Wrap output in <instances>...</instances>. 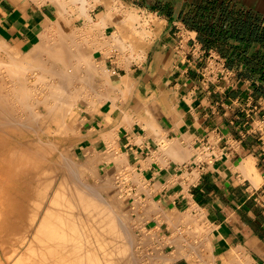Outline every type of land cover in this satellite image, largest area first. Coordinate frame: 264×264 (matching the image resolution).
Segmentation results:
<instances>
[{
  "label": "crops",
  "instance_id": "0c3cea01",
  "mask_svg": "<svg viewBox=\"0 0 264 264\" xmlns=\"http://www.w3.org/2000/svg\"><path fill=\"white\" fill-rule=\"evenodd\" d=\"M115 1L152 15L156 23L142 57L118 49L104 58L99 53L111 83L97 102L72 115L73 160L89 184L75 189L86 199L77 207L94 206L89 214L104 221L93 219L106 226L94 222L103 232L109 202L116 213L129 208L142 249L165 256L159 264H264V0ZM76 6L62 14L78 15ZM99 7L98 20L106 15L105 6ZM58 9L47 0H0V38L29 52L42 43ZM115 25L107 26L106 36ZM87 189L98 192L92 193L102 203ZM59 205L55 214L64 212ZM63 214L62 225L73 221ZM74 217V224L63 227L80 229ZM81 229L74 238L81 234L84 247L86 240L95 246L86 249L92 259L85 248L81 255L80 243L79 252H60L43 232L39 255L55 264H104L107 238L101 239L107 234L94 230L89 239Z\"/></svg>",
  "mask_w": 264,
  "mask_h": 264
},
{
  "label": "bare ground",
  "instance_id": "6f19581e",
  "mask_svg": "<svg viewBox=\"0 0 264 264\" xmlns=\"http://www.w3.org/2000/svg\"><path fill=\"white\" fill-rule=\"evenodd\" d=\"M34 1V0H33ZM36 2H38L37 0H35ZM47 1H51V2H55L56 4H57V6H58V12H59V16H58V18H57V20H55V21H53V22H50V24H48L47 26H46V29H45V32L43 33V37H42V41H40V42H42V43H39V44H42L43 46L41 47V45H36V46H34L29 52H27L24 56H20V57H13V60H11V59H9L10 60V62H5L6 60H5V58H4V60L2 59L1 60V58H0V73H1V82H2V84L0 85V159H1V162L3 163V165L4 166H2L1 168H0V225L1 224H3V222L5 221V220H7L8 221V225H6V227H5V232L7 233V235H6V239L4 238V240L2 239L1 240V242L2 243H4L5 245H8V247L7 248H9V250H11V252H8V254H7V256H6V254H4V257L6 256V260H7V262H9V263H11V264H39V261H40V263H41V259L43 258V255H44V253H41L40 252V255H39V237L43 234V233H45L44 235H43V237H45V238H47L48 240H49V242L51 243V242H53V241H56V245H57V247L56 246H54V247H56V248H58V249H60V248H62V250L60 251V252H63L64 251V249H67V250H69V249H76L77 248V243H80L81 245H82V243L84 244V242H85V239H84V242H82L83 240L81 239L82 237H81V234H80V236L79 237H77L78 238V240L80 239L81 240V242H79L76 238H74V236L76 235V233L78 234V232H80L81 233V231H80V229H81V227L82 226H80V227H78V228H80V229H76L77 227V225L75 226H70L69 227V229H66V228H64L63 226H65V225H68L69 226V224L71 223H73L74 224V222L72 221V222H69L68 224H65V225H62L63 223H65V221L63 220V218L62 217H64V212H65V215L67 214L68 215V212L71 210V206L70 205H68L67 204V202L69 203V201H71V200H69L68 199V197L70 196V194L68 195V197H67V195L66 194H64V189L65 188H68V192H71L70 191V189H69V187H68V185H67V187L65 186V183H63L62 184V182L63 181H61V180H65V179H61L60 181H61V184H62V189L63 190H61V193H59L60 191H58V189H61V187L59 188V186L58 187H56L57 189H55V191L57 192V195H56V193H55V196H53V198H52V196H50V199H51V208L49 209V207H48V209H47V207H46V212H44L45 214H44V218H43V220H42V223L41 224H39V205L41 204L39 201H43V198H40L39 199V184L42 186V188L45 186V187H47L48 185L50 186V182L51 181H49V180H45L44 178H45V175H49V174H47V172H49L47 169H46V167L45 168H43V169H45L44 171H46V174L44 173V177H42V180L40 179L39 180V177L42 175L43 176V173H41L42 172V170L43 169H41L43 166H41V172H40V170H39V166L40 165H42V164H44V163H42V161L43 160H46L47 161V159H45L46 157H49V156H47L51 151H49L50 150V148H49V150L47 151H45L44 149H42L41 150V147L39 146V145H36L37 144V142H35L34 141V139H32V141L30 140V142H26V141H24L23 143L21 142V146H19V147H10V144H9V141H8V138L10 139V137L9 136H12L11 135V130L12 129H14L13 127H12V125L13 124H16L15 122H10L11 121V119H14L15 121H18L19 123H20V125L21 126H25V128H27V126H30V123H32L31 121H33V125L35 126V129H36V122H35V124H34V120H35V118H32L33 117V115H32V117L31 118H29L30 116H28V119H29V121H28V119L26 120V118L25 119H23L24 117V113H19L18 111V114L19 115H16V113L13 111V113H15V115L16 116H14L13 118H11V116H13V113H8V110H12V107H11V105L9 106L8 105V103L5 101V99L6 98H8V100H11L12 102H13V104L15 105V106H18V108L19 107H21L22 108V111L24 112L25 110H28V109H26V107L28 106V102H27V105H24L23 103L25 102V98L27 99H29L30 98V96H32L33 97V93L34 94H36V96H37V94H38V96L37 97H33V102L35 103V105L38 107V105H43V106H45V108L43 107V106H41V107H43L45 110H46V114H47V116H46V114L44 115L43 113V115L44 116H46V117H48V119L49 120H51V121H56V120H62V125H61V127L62 128H60V129H63V127L64 128H66L67 126H66V123L67 122H65V119L68 117V116H70L71 115V112L73 111V109L75 108V103H76V100H77V98H79V97H77V96H75L76 94H75V92H74V96H72L73 95V91H75V90H78L77 89V87H78V85H76L77 83H74V81H76V76H75V73H73V75L71 76V74L69 73V72H71V71H69L68 73L70 74V76L71 77H69V76H67V77H65V76H63V75H65L66 73H65V70H63L64 71V73H61V75H62V77L63 78H61V76H60V74L58 73V76L56 75V77H60L59 79L60 80H58V81H52V82H48V81H46V74L43 76V74L46 72H44L43 73V71L44 70H48V72L49 73H51L52 72V70H54L55 68H57V66H59V65H53L54 64V62H56V60L54 61L53 60V58H57V57H55V56H53L52 58L49 56L50 54L48 53V56L50 57V59L52 60L51 61V66L53 65L55 68L53 69V67H49V65H48V67L49 68H51V69H48L47 67H45V65H40V64H42V62L40 61V64H39V58H41L42 56H40V54H39V49L40 48H44V46H45V43H46V38L47 37H49V38H52V36H54V32H57L58 34H59V39H57V37H56V39L57 40H59V41H61V39L63 40V38L64 37H67L68 36V38H69V36L73 33V32H71V34L69 35V34H67V29H66V25L67 24H69L70 23V18H75V19H77V20H82V23H83V27H82V29H81V27L79 28L80 30H82V34L84 33V35H85V37L86 38H84V36H83V38L84 39H87V40H89L90 38H92V37H95L96 38V36H98V39L100 38V35L97 33L98 31H99V29H102V30H105L106 28H107V26L111 23V22H114L116 25V30L115 31H113V33H111L112 35H111V38L109 39V40H104V41H102L103 42V47H106V48H108L109 46H111V48L113 47H115V46H117L118 44H116V43H121V41H122V38H123V36L121 37V29H122V27H128L127 28V30L130 28V30L129 31H131V29L133 30L134 29V31H136L138 34H136L135 33V35L134 36H136V35H139V36H141V38H143L142 40H144L145 42H147V40L151 37V36H153L152 35V33L150 32V30L149 29H145V28H141V30H138L139 28H136L135 27V25L136 24H139L141 27H143V26H145V25H143V23H141L140 22V20H141V17L136 13L137 11H135V10H127L126 12H125V14H124V17L121 19V20H118L114 15H113V12L114 11H116L117 13L119 12L118 10H119V6H118V3H117V1H113L112 3H111V0H68L67 2H66V0L64 1H62V0H47ZM114 3V4H113ZM87 4H90V6L89 7H86L87 6ZM98 4H103L104 6H105V8H106V15L103 17V18H101V19H99L98 21H96L92 16H90V14H89V11L91 10V9H93V7H95V6H97ZM70 5H72V6H75V5H77L76 6V8L74 9V11H76L77 12V14L78 15H76V16H73V17H71V16H65V15H63L62 14V12H67L68 10H67V6H70ZM17 22V21H16ZM144 24H145V22H144ZM148 24V23H147ZM148 26V25H147ZM74 28L75 29H77L75 26H74ZM69 30V29H68ZM78 30V29H77ZM80 32V31H79ZM78 32V33H79ZM100 32V31H99ZM125 32V31H124ZM57 33L55 34V35H57ZM132 33V32H131ZM74 34V38H76V36H75V32L73 33ZM80 34V33H79ZM82 34H80V35H82ZM78 35V34H77ZM103 35V34H102ZM125 35V34H124ZM127 36V38H128V34H126ZM73 36V35H72ZM72 36H70V40L71 39H73L72 38ZM78 37V36H77ZM125 37V36H124ZM130 37V36H129ZM61 38V39H60ZM68 38H66V40L68 39ZM136 38H138V37H136ZM1 39V38H0ZM53 39V38H52ZM125 39V38H124ZM129 39V38H128ZM135 39V38H134ZM54 40V39H53ZM70 40L68 41V42H70ZM93 40H95V39H93ZM127 40V39H126ZM141 40V41H142ZM64 41H65V38H64ZM97 41V40H96ZM124 41V40H123ZM134 41V40H133ZM132 41V42H133ZM137 41V40H136ZM143 41V42H144ZM149 41V40H148ZM48 42V41H47ZM52 42H54L53 44H54V46H56V45H58L59 46V44L61 43V42H59V44H56L55 43V41H52ZM94 42V41H93ZM131 42V43H132ZM138 42V41H137ZM151 42V41H150ZM139 43V42H138ZM137 43V44H138ZM141 43V42H140ZM148 43V42H147ZM47 44V43H46ZM49 44V43H48ZM56 44V45H55ZM65 44V43H64ZM64 44H62V45H60V46H63ZM72 44V42H70V44L69 45H71ZM93 44H95V43H93ZM121 44H124V43H121ZM126 44V43H125ZM137 44H135L134 45V48H133V50H134V52L137 50V52H138V50L140 51V49L138 48V46H137ZM142 44V43H141ZM68 45V46H69ZM14 46V45H13ZM49 46V45H48ZM57 46V48L56 47H54V48H56V49H59L60 48V46L58 47ZM119 46V48L120 49H123V48H121L123 45H118ZM117 46V47H118ZM126 46V45H125ZM128 46V45H127ZM49 47H51V46H49ZM48 47V51H50L49 49H52L53 48V45H52V47L51 48H49ZM65 47H66V45H65ZM79 48H77V51L80 49V50H82V51H78L77 53H74V55L75 56H77V58H78V60H79V63L81 62V63H83V65H84V63L87 61V62H89L90 63V61H91V58H96V54H92V53H94V49H95V46L93 45H91L90 44V46H88V47H86L87 49L85 50V47L84 48H80V47H82V46H78ZM89 47H90V50H89ZM140 47V46H139ZM8 48V47H7ZM46 48V47H45ZM44 48V49H45ZM53 48V50H55L56 51V49H54ZM62 48V47H61ZM69 48V50H70V48L71 47H68ZM73 48H74V46H73ZM72 48V49H73ZM144 48V47H143ZM3 49V48H2ZM6 49V48H5ZM9 49H10V47H9ZM15 49H17V48H15ZM14 49V50H15ZM63 49V48H62ZM61 49V50H62ZM65 49V48H64ZM142 49V48H141ZM74 50V49H73ZM114 50V49H113ZM4 51V53H6V54H8V53H10V52H5V51H7V50H3ZM47 51V52H48ZM71 51V50H70ZM109 51L111 52V50L109 49ZM141 51H143V49L141 50ZM52 52V51H51ZM62 51H59L58 50V53L59 54H57L58 55V57H59V55H60V53H61ZM65 52H67V50L65 51ZM64 51H63V53H65ZM110 52H107V53H105V55L106 56H108L109 55V53ZM45 53V52H44ZM54 53V52H53ZM3 55V54H2ZM9 55V54H8ZM47 55V54H46ZM45 56V55H44ZM47 56V57H48ZM75 56H73V57H75ZM62 57H65V56H62ZM69 57H71V55H70V53H69ZM8 57H6V59H7ZM9 58H12L11 56L9 57ZM75 59H76V57H75ZM78 60H76V63H77V61ZM93 60V59H92ZM48 61V59L45 61V62H47ZM50 61V60H49ZM54 61V62H53ZM57 61H58V59H57ZM67 61V60H66ZM53 62V63H52ZM65 62V61H64ZM95 62V61H94ZM49 63V62H48ZM61 63V62H60ZM66 63V65H68L69 63L68 62H65ZM78 63V65L77 66H75V70H76V67H80V65H82L81 63L79 64ZM39 64V65H38ZM43 64H44V62H43ZM62 64H63V66L62 67H64V63L62 62ZM61 64V65H62ZM87 64V63H86ZM86 64H85V66H86ZM90 64H93V62H91ZM89 64V65H90ZM88 65V64H87ZM47 66V65H46ZM91 67H92V65H90ZM89 66V68H87V66H86V69L85 70H87V69H89V70H87L85 73H87L88 71L90 72V74H91V67ZM60 67V66H59ZM58 67V68H59ZM72 67H74V66H72ZM93 69L92 70H94L95 69V63H94V66L92 67ZM4 69V70H3ZM64 69H66V68H64ZM68 69H69V65H68ZM102 69V68H101ZM43 70V71H42ZM49 70H51V72L49 71ZM70 70V69H69ZM85 70H83V71H85ZM104 70V69H103ZM27 71H32L33 72V74L32 75H34V73H36L37 71H39L40 73H43L42 75L40 74V73H38V74H40V79L41 80H43V79H45V83H43L42 81V83L44 84V85H46V86H42V87H48V90L46 89L45 90V92H41L40 91V89H39V91H37L38 89H36L37 87H35V88H33V87H31L30 86V84L32 83H34V84H37V82L36 81H38L39 80V76L37 75H35V76H31V77H35V81L34 82H29V80H27L26 78L27 77H25V74H26V72ZM42 71V72H41ZM59 72H60V69L58 70ZM68 71V70H67ZM66 71V72H67ZM77 71V70H76ZM48 72H46V73H48ZM56 72V74H57V71H55ZM78 72H80V71H78ZM78 72H76V75L78 74ZM82 72V71H81ZM80 72V73H81ZM93 72V71H92ZM67 73V75H69ZM79 73V74H80ZM83 73H81V75H82ZM48 75V74H47ZM84 75V74H83ZM82 75V76H83ZM89 75V74H88ZM26 76H28V75H26ZM51 77H52V79L53 78H55V77H53V74L52 75H50ZM54 76H55V73H54ZM91 76V75H90ZM108 77V76H107ZM28 78H29V76H28ZM78 78H80V75L78 76ZM91 77H89V79H90ZM33 79V78H32ZM38 79V80H37ZM56 79V78H55ZM80 79H82V77L80 78ZM48 80V79H47ZM51 80V79H50ZM88 80V79H87ZM86 80V81H87ZM85 81V80H84ZM89 81V80H88ZM36 82V83H35ZM39 82H40V80H39ZM77 82L79 83V80L77 79ZM81 82V81H80ZM83 82V81H82ZM42 83H41V85H42ZM85 83V82H84ZM106 83V82H105ZM108 83V82H107ZM80 85H81V83H79ZM38 85H40V83H38ZM87 85V84H86ZM128 85V84H127ZM35 86V85H34ZM37 86V85H36ZM83 86V85H82ZM81 86V87H82ZM119 86V85H118ZM41 87V86H40ZM41 87V88H42ZM50 87V88H49ZM70 87H72V88H70ZM80 87V88H81ZM110 88V87H109ZM45 89V88H44ZM71 89H74L73 91L71 90ZM87 89V88H86ZM43 90V89H42ZM91 90H93V89H91ZM123 90H121V92H122ZM127 92V91H126ZM78 94V93H77ZM82 94V93H81ZM90 94V93H89ZM40 95V96H39ZM79 96H80V98L79 99H81L82 97H81V95H80V93H79ZM93 96V95H92ZM74 97H76V98H74ZM91 97V96H90ZM101 97V96H100ZM122 98V97H121ZM31 100V101H32ZM10 101V102H11ZM30 101V100H29ZM30 101V102H31ZM6 102V103H5ZM32 102V103H33ZM13 105V106H14ZM30 105H32V104H30ZM9 107H11V108H8ZM25 107V110L23 109ZM33 107H35V106H33ZM27 108H29V107H27ZM31 108H32V106H31ZM30 108V109H31ZM15 110H16V107L14 108ZM34 109H36V107L34 108ZM75 110V109H74ZM9 111V112H10ZM20 111V110H19ZM21 111V112H22ZM31 111H32V113H31ZM33 108H32V110H30V113L31 114H33ZM12 112V111H11ZM25 112H27V111H25ZM29 112H28V114L29 115H31ZM36 113V111L34 112V114ZM39 111L35 114V117H37V119L39 120V118H38V115H39ZM10 114H12V115H10ZM40 115H41V113H40ZM44 116H43V118H44ZM23 117V118H22ZM42 117V116H41ZM50 117V118H49ZM11 118V119H10ZM20 118H22L23 119V121H20L19 119ZM63 118V119H62ZM70 118V117H69ZM30 119H31V121H30ZM34 119V120H33ZM41 119V118H40ZM44 119H46V118H44ZM44 119H43V121H44ZM13 120V121H14ZM123 120V119H122ZM43 121H41V122H43ZM10 123H12V125L10 124ZM29 123V124H28ZM48 123V122H47ZM46 123V124H47ZM7 124H9V125H11V126H9L8 128H7ZM32 125V124H31ZM32 125V126H33ZM33 126V127H34ZM75 126V125H74ZM10 127L12 128L11 130H10ZM16 127L18 128H20V126H17V124H16ZM17 128H15L16 130H17ZM29 128V127H28ZM27 128V129H28ZM38 128H39V126H38ZM14 129V130H15ZM30 129H32V128H29V130L28 131H30ZM19 130V131H18ZM17 130V133L18 132H20V131H22L21 130V128L20 129H18ZM26 130V129H25ZM34 130V129H33ZM38 130V129H37ZM13 131V130H12ZM66 131V130H65ZM27 132V131H26ZM22 133V132H21ZM24 133V132H23ZM63 134V133H62ZM80 135V134H79ZM24 139V138H23ZM20 140V139H19ZM25 140H27L26 138H25ZM36 140V139H35ZM38 140V139H37ZM28 141V140H27ZM39 141V140H38ZM31 142H35L36 144V146H38V147H40V148H38V147H35V149H33L34 147H33V144L31 143ZM40 143H42V141H39ZM78 142V141H77ZM11 143V142H10ZM13 143V142H12ZM12 145V144H11ZM47 144H45V146H46ZM16 146V145H15ZM43 147V146H42ZM109 147V146H108ZM113 147V146H112ZM46 148H48V147H46ZM45 148V149H46ZM64 153V152H63ZM61 156V155H60ZM112 156V158H114L113 160H115L116 158V156L114 157V154L113 155H111ZM110 156V157H111ZM58 157V156H57ZM67 158V157H66ZM94 158V157H93ZM103 159V158H102ZM62 160H63V158H62ZM68 160V159H67ZM99 160H100V158H99ZM54 161H56V160H54ZM70 161V160H69ZM119 161V160H118ZM117 161V162H118ZM49 162V164H50V161H48ZM47 162V163H48ZM65 162V161H64ZM68 162V161H67ZM96 162V161H95ZM42 163V164H41ZM56 163V162H55ZM54 163V164H55ZM91 163H92V161H91ZM91 163H89V164H91ZM99 163V161L97 160V164ZM40 164V165H39ZM51 164H52V162H51ZM60 164V163H59ZM72 164V163H71ZM82 164H83V162H82ZM86 164H88V163H84V165H83V167L84 166H88V165H86ZM95 164V163H94ZM2 165V164H1ZM60 166V165H59ZM82 166V165H81ZM92 166V165H91ZM89 167V166H88ZM87 167V168H88ZM60 168V167H59ZM63 169V168H62ZM52 170V169H51ZM51 170H50V172H51ZM60 170V169H59ZM66 170V169H65ZM68 170V169H67ZM85 170V169H84ZM92 171H94V169H91ZM55 171H57V169L55 170ZM54 171V172H55ZM91 171V172H92ZM39 172H40V176H39ZM53 172V171H52ZM66 172V171H65ZM70 172H72L71 170H70ZM95 172V171H94ZM80 173V172H79ZM50 174H52V173H50ZM67 174L69 175V174H71V173H69V172H67ZM73 174H75V172L73 173ZM54 175V174H53ZM50 176V175H49ZM52 176V175H51ZM70 176V175H69ZM69 176L67 177V178H69ZM72 176H74V175H72L71 174V179H73L72 178ZM118 176V175H117ZM54 177V176H53ZM53 177H51V179L49 178V177H47V178H49L50 180H52L53 181ZM80 177V176H79ZM84 177V176H83ZM34 178V181L33 180H30V179H33ZM55 178V177H54ZM74 178H75V176H74ZM76 178H77V176H76ZM82 178V177H81ZM44 179V180H43ZM56 179V178H55ZM78 180V179H77ZM39 181H40V183H39ZM48 181V182H47ZM66 181V180H65ZM73 182V180H70V182ZM67 182V181H66ZM78 182V181H77ZM76 182V183H77ZM50 183V184H49ZM54 183V182H53ZM74 183V182H73ZM73 183H71V184H73ZM105 183H107V182H105ZM33 184V185H32ZM58 184H59V182H58ZM61 184H59V185H61ZM83 184V183H82ZM88 186H89V184L88 183H86ZM29 185H31L30 187H32L33 189H35V191H36V193L35 194H37L35 197L36 198H34V195H28V193L27 192H25V193H23V194H20V191L21 190H23V187H26V186H29ZM70 185V184H69ZM75 185V184H74ZM78 185V184H77ZM85 185V184H84ZM83 185V187L85 188V186ZM92 185V184H91ZM63 186H65V187H63ZM72 186V185H71ZM101 186V189H103L104 187H106V186H104V187H102V185H100ZM109 186V185H108ZM29 188V187H28ZM50 188V187H49ZM76 188V187H75ZM84 188H82V189H84ZM96 188V187H95ZM97 188H99V187H97ZM48 189V188H47ZM46 189V190H47ZM78 189H79V187H78ZM86 189V188H85ZM105 189V188H104ZM25 190V189H24ZM27 190V189H26ZM44 190V189H43ZM73 190H75V189H73ZM80 190V189H79ZM97 190H99V189H96V191ZM48 191V190H47ZM50 191V190H49ZM52 191V190H51ZM85 191V190H84ZM89 191H91L90 193H92L94 190H88L87 189V192L89 193ZM28 192H30V191H28ZM63 192V193H62ZM67 192V193H68ZM76 192V195L78 194L77 193V191H75ZM86 192V193H87ZM52 193H53V191H52ZM65 193H66V191H65ZM87 193V194H88ZM89 193V194H90ZM93 193H95V195H97L96 197H98L99 195L98 194H96V193H98V192H93ZM93 193H92V195L91 196H93ZM32 194V193H31ZM49 194V193H48ZM54 194V193H53ZM52 194V195H53ZM81 193H79L78 194V196L80 195ZM86 194V195H87ZM100 194H101V192H100ZM50 195V194H49ZM72 197H73V192H72ZM40 196H43V195H41L40 194ZM77 196V197H78ZM83 196H85V195H83ZM88 197H89V195H87ZM101 196V195H100ZM94 197V196H93ZM96 197H94L95 199H96ZM71 198V197H70ZM75 197H73V199H74ZM87 198V197H86ZM101 198H102V196H101ZM101 198H99V201H100V199ZM73 199H72V202H73ZM82 199H83V197H82ZM88 199V198H87ZM98 199V198H97ZM96 199V200H97ZM103 199V198H102ZM45 198H44V202H45ZM77 200V199H76ZM80 199H79V197H78V201H79ZM86 201V199H85V197H84V199H83V201ZM92 200V199H91ZM95 200V202L96 203H98L97 201ZM75 201V200H74ZM80 201H82V200H80ZM80 201H79V204H80ZM85 201H84V204H85ZM104 201V200H103ZM63 202H64V204H63ZM71 202V203H72ZM94 201L92 200V203H93ZM40 203V204H39ZM61 203V204H60ZM74 203V202H73ZM72 203V204H73ZM100 203H102V200L100 201ZM100 203H98V205H99V207L101 208L102 206L100 205ZM114 203V202H113ZM28 204H32V206H30V210H29V206H28ZM61 205V206H63V207H65L64 209H62V210H64V212L63 213H61L60 212V210H57V211H59L61 214H63V216L60 214H58V213H54V207L56 206V205ZM71 204V205H72ZM84 204H83V207H84ZM94 204V203H93ZM44 205V204H43ZM48 205H50V203H48ZM59 205V206H60ZM65 205V206H64ZM73 205H75V204H73ZM89 205V204H88ZM97 205V204H96ZM97 205V206H98ZM6 206H7V212H6V210H5V208H6ZM41 207H42V204L40 205ZM76 206H78V205H76ZM106 206H108V205H106ZM105 206V208L106 209H108L107 207ZM114 206H115V204H114ZM41 207H40V210H41ZM80 207H82V206H80ZM94 207V206H93ZM93 207H92V209L90 208V210L92 211H94V209H93ZM99 207H97V208H99ZM112 207V206H111ZM56 209H57V206L55 207ZM61 207H59L58 209H60ZM72 208H74V207H72ZM76 208H78V212H80L81 210H79V207H76ZM88 208V206L85 208V209H87ZM100 208H99V212H100V214H102L101 213V211H100ZM103 208V207H102ZM105 208H103V210L102 211H104V209ZM113 208H115V207H113ZM45 209V208H44ZM70 209V210H69ZM85 209H83V210H85ZM4 210H5V212H4ZM43 210V209H42ZM74 210V209H73ZM72 210V211H73ZM90 210L88 211V210H85V211H88V212H90ZM109 210V209H108ZM107 210V211H108ZM114 210V209H113ZM112 210V211H113ZM76 211V209L74 210V212ZM117 211V210H116ZM56 212V211H55ZM82 212H84V211H82ZM96 212V211H95ZM98 212V211H97ZM99 212L97 213V214H99ZM110 212V211H109ZM56 215V217L58 216L59 218L57 219V218H55V220H57V223H55V224H58L59 226H56L55 224H54V219H53V215L54 214ZM77 213V212H76ZM91 213V212H90ZM104 213V212H103ZM114 213V212H113ZM46 214H48V215H46ZM58 214V215H57ZM83 214V213H82ZM86 214V216H87V218L89 217V215L91 216H93V213L92 214H89V215H87V213H85ZM85 214H83V215H85ZM99 214V215H100ZM106 214V217H107V221H108V218H111V217H109L108 216V213L106 212L105 213ZM105 214H103V215H101V217H103ZM117 214V213H116ZM41 215V214H40ZM66 215V216H67ZM72 215V212H69V216H71ZM77 216L79 215V214H76ZM75 214H74V216H76ZM81 215V214H80ZM110 215H112L113 217H115L113 214H111V212H110ZM43 216V215H42ZM61 216V217H60ZM67 217V219L68 218H70V217ZM73 216V215H72ZM71 216V217H72ZM82 216V215H81ZM86 216H84V217H86ZM83 217V216H82ZM94 217V216H93ZM95 217H98V215L97 216H95ZM95 217L94 218H91V223H92V219H94L95 220ZM101 217H99V219L101 218ZM117 217V216H116ZM42 218V217H41ZM40 218V219H41ZM64 218H66V217H64ZM74 218H75V220L77 219V217H73V220H74ZM86 218V219H87ZM90 218H88V219H90ZM71 219V218H70ZM69 219V220H70ZM80 219V216H79V218H78V220ZM87 219V220H88ZM104 220H106L105 218H103ZM115 220H117L118 221V219L117 218H114ZM77 220V221H78ZM96 220H98V219H96ZM95 220V221H96ZM112 220V222L114 223L115 221H113V218L112 219H110V221ZM121 220V219H120ZM119 220V221H120ZM81 221V220H80ZM95 221H93V222H95ZM101 221H103L102 219L99 221L98 220V222L100 223ZM107 221H106V223H107ZM117 221L115 222V223H117ZM56 222V221H55ZM97 222V221H96ZM95 222V223H96ZM104 222V221H103ZM62 223V224H61ZM80 223V222H79ZM95 223H92V224H95ZM102 223V222H101ZM70 224V225H71ZM78 224V223H77ZM91 224V225H92ZM97 224V223H96ZM105 224V223H104ZM112 224V223H111ZM118 224H119V222H118ZM117 224V225H118ZM41 225V226H40ZM81 225H82V223H81ZM87 225V224H86ZM98 226L100 225V226H102L101 224H97ZM108 225L109 224H107V228H108ZM40 226V227H39ZM62 226V227H61ZM67 226V227H68ZM88 226V225H87ZM92 226H94V225H92ZM98 226H96V229L94 228V230H96L97 231V227ZM104 226V225H103ZM113 226V227H112ZM110 225V227L107 229V232H103V231H101V230H99L100 232H103V233H105V235L104 236H106V234H110L111 236V238L113 237V236H115V229H117L118 228V226H120L121 227V225H118V226H115V225ZM126 226V225H125ZM104 227H106V226H104ZM104 227H102V228H104ZM116 227V228H115ZM120 227H119V229H120ZM123 227H124V225H123ZM122 227V228H123ZM113 228H114V230H113ZM87 229L89 230V227H87ZM106 229L104 230V231H106ZM29 230H32L34 233H33V236H31L30 238H28L27 236L29 235H27V233H29L30 231ZM81 230H83V229H81ZM84 230H86V229H84ZM83 230V231H84ZM3 231V232H4ZM39 231H41L40 233H39ZM82 231V232H83ZM90 231V230H89ZM89 231H88V233H89ZM99 231H97V232H99ZM115 231V232H114ZM126 231V230H125ZM43 232V233H42ZM97 232H96V234H97ZM84 233V232H83ZM86 233V232H85ZM90 233H91V231H90ZM89 233V234H90ZM95 233V232H94ZM124 233V232H123ZM122 233V235H124ZM3 234V233H2ZM91 234H93V233H91ZM114 234V235H113ZM0 235H1V233H0ZM86 235V234H85ZM100 235V234H99ZM103 235V234H102ZM120 235V234H119ZM119 235H117V237L119 236ZM88 236V235H87ZM93 236V235H92ZM109 236V235H108ZM125 236V235H124ZM124 236H123V238H124ZM42 237V236H41ZM42 237V239L44 240V238ZM89 237V236H88ZM87 237V238H88ZM94 237H96V236H94ZM102 237V236H101ZM110 237H108V238H110ZM116 237V236H115ZM120 237H121V235H120ZM2 238V237H1ZM85 238H86V236H85ZM92 239H93V237H91ZM103 238V237H102ZM107 238V236L106 237H104L103 239H101V241L103 240L104 241V239H106ZM119 238V237H118ZM118 238H116V241H117V239ZM122 238V237H121ZM90 239V238H89ZM88 239V240H89ZM114 240L113 241H115V238H113ZM128 238L126 237V240H127ZM29 240V241H28ZM109 242H110V240H108ZM115 241V242H116ZM124 241H125V239H124ZM124 241H122V242H124ZM1 242H0V244H1ZM48 242V243H49ZM107 242V241H106ZM102 242V244L104 245V244H106V249H107V247H108V245L109 244H107V243H109V242ZM41 243V242H40ZM86 243H88L89 245H87V247H84V245H82V246H80V244H79V248H82L81 250H80V253H82L81 255H83V257H85L88 253L90 254H88L89 256L88 257H86V258H90V256H91V258L90 259H92V255H93V253H92V255H91V251L90 252H88V250H90V249H92V247H93V245L91 246V244L86 240ZM91 243H92V241H91ZM98 243H101V242H97V244ZM111 243V242H110ZM114 242H112V244H113ZM117 243V242H116ZM149 243V242H148ZM93 244H95L94 242H93ZM118 244V243H117ZM117 244H115L116 245V248H118V249H120L119 250V253H117L116 252V254H118L117 255V258H115L116 260L114 261L113 260V263H112V259L110 258V256H109V254L108 253H106L107 254V258H106V262L105 261H103L104 260V258H102V256L100 257L99 255V257L100 258H102L101 260L103 261V263L104 264H126V263H124V259H123V253H122V249H124V245H123V243H122V245H121V243H119L120 245L119 246H117ZM125 244V243H124ZM129 244H131V243H129ZM133 244V243H132ZM146 244V243H145ZM26 245H27V248H26ZM49 245H52V244H49ZM86 245V244H85ZM100 245V244H99ZM114 245V246H115ZM126 245H127V243H126ZM4 246V245H3ZM53 246V245H52ZM70 246H71V248H70ZM88 246H89V248H88ZM97 246V245H96ZM111 246V245H110ZM114 246H112V247H114ZM122 246H123V248H122ZM0 247H2V246H0ZM23 247H25V248H23ZM51 247V246H50ZM60 247V248H59ZM95 247V246H94ZM93 247V248H94ZM100 247H101V245H100ZM99 247V248H100ZM23 248V250L25 249V251L27 250V253L25 254V253H22V255H20L19 256V254L21 253V251L22 252H24L23 250H21ZM85 248V252L83 251V249ZM99 248H97L98 250H100ZM116 248L115 249H112L111 251L109 250L110 248H108V251H110V254H111V252H114V250L116 251ZM86 249H88L87 251H86ZM105 249V248H104ZM7 250V249H6ZM5 250V251H6ZM8 250V251H9ZM55 250V249H54ZM78 250V248L76 249V251ZM102 250H103V248H102ZM101 250V251H102ZM122 250V251H121ZM4 251V253H7V251L5 252ZM82 251V252H81ZM93 251H95V249H93ZM100 251V252H101ZM118 251V250H117ZM124 251H126V250H124ZM77 252H79V251H77ZM76 252V254H78ZM83 252L84 253H86L85 254V256H84V254H83ZM95 252H97V251H95ZM94 252V254L97 256V254L99 253H95ZM104 252V251H103ZM2 253V252H1ZM11 253V254H10ZM65 253H67V255L69 256V251H66ZM73 253H75V252H73ZM102 253V252H101ZM101 253H100V255H101ZM10 254V255H9ZM24 254V255H23ZM43 254V255H42ZM70 256L69 257H71L72 259H73V257H72V253L70 252ZM112 254H114V253H112ZM122 254V255H121ZM125 254V253H124ZM128 255H129V252L127 253ZM9 255V256H8ZM60 255V254H59ZM73 255H75V254H73ZM78 255H80V254H78ZM77 255V256H78ZM115 255V254H114ZM41 256V257H40ZM62 256V255H61ZM76 256V255H75ZM76 256V259L79 257H77ZM103 256H104V254H103ZM109 256V257H108ZM125 256H126V254H125ZM132 256H133V254H132ZM39 257H40V260H39ZM48 257V256H47ZM47 257L45 256L44 258L46 259V260H44V258L42 259V261L44 260V262H42V264H44L45 263V261H47V262H50L51 261V259H52V262H50V264H55V262L56 261H53V258H51V259H47ZM50 257V256H49ZM82 257V256H81ZM81 257L80 258H78L79 259V261L81 260ZM82 257V258H83ZM106 257V256H105ZM115 257V256H114ZM120 257V258H119ZM127 257V256H126ZM71 258H69V259H71ZM93 258H94V256H93ZM129 258H131V256L129 257ZM85 259V258H84ZM84 259L82 260V261H84ZM114 259V258H113ZM133 258H131V260H132ZM170 258H168V260H169ZM5 260V261H6ZM94 260H99L97 257L94 259ZM167 260V261H168ZM68 261V260H67ZM86 261L88 262V260H85V264H87L86 263ZM133 261V260H132ZM139 261V260H138ZM166 261V262H167ZM170 261L171 260H169V262H167V263H170ZM6 262V263H7ZM54 262V263H53ZM92 261L90 260V262H88V264H90ZM94 262V261H93ZM98 262V263H97ZM95 264H100V260L99 261H97ZM8 263V264H9ZM81 264H84V263H82V262H80ZM102 263V262H101ZM149 263V262H148ZM147 263V264H148ZM150 263H151V261H150ZM157 263V262H156ZM1 264V263H0ZM47 264H49V263H47ZM57 264H59L58 262H57ZM94 264V263H93Z\"/></svg>",
  "mask_w": 264,
  "mask_h": 264
},
{
  "label": "rangeland",
  "instance_id": "374dc122",
  "mask_svg": "<svg viewBox=\"0 0 264 264\" xmlns=\"http://www.w3.org/2000/svg\"><path fill=\"white\" fill-rule=\"evenodd\" d=\"M15 2H17V3H19V4H22V3H25V2H27V0H14ZM37 1H39V0H37ZM63 1V0H62ZM65 1V0H64ZM68 0H66V2H67ZM114 1V0H113ZM112 0H111V3L113 2ZM115 2V1H114ZM118 3V2H117ZM114 4V3H113ZM99 5H101V4H98L97 6H95V7H93V9H91V14H92V16L94 17V19H96V21H98V18L103 14H99V12H100V10L102 9V8H100L99 7ZM118 6H119V13H120V16H118L117 18H118V20H121L123 17H124V14H125V12L129 9L128 7H126L125 5H121V4H119L118 3ZM71 7H72V5H71ZM74 7V6H73ZM98 7V8H97ZM97 8V9H96ZM67 9L69 10V11H71L72 9L70 8V6H68L67 7ZM130 10V9H129ZM131 10H133V9H131ZM140 17H141V20H140V22L141 23H143V25H145V26H143V27H141L139 24H136L135 25V27L136 28H139L138 30H141V28L143 29V28H145V29H150L151 28V25H153L154 23H156V22H154V17L152 16V15H145V14H142L141 12H139V11H137L136 12ZM99 14V15H98ZM71 17H73V16H71ZM97 17V18H96ZM70 20V23L69 24H67L66 25V31H67V34H71V32H75L76 34H75V36H76V38H74V34L72 33L70 36H72V38L73 39H71L70 40V36H69V38H68V36L67 37H64L65 38V41H64V38H63V40L61 39V41H59V40H57V39H59V37L61 36H59V34L57 33V32H54V36H52V38L54 39H52V38H49V37H47L46 38V40L48 41H46V43H45V46H44V48H40L39 49V54H40V56H42L41 58H39V64H40V61L42 62V64H40L41 66L42 65H45V67H47L48 69H51V68H49V67H53V69L55 68L53 65H59V66H57V68H55L54 70H52V72H51V70H49L51 73H49L48 72V70H42L43 71V73L46 71V72H48V73H40L39 71H37L36 73H34V75H32L33 74V72L32 71H27L26 72V74H25V77H27L26 79L27 80H29V82H34L36 79H35V77H31V76H39V80H40V82H39V80L38 81H36L37 82V84H30V86L31 87H33V88H35V87H37L36 89H38L37 91H39V89H40V91L42 92H45V90L47 89L48 90V87L46 88V87H42L44 84L43 83H45V79H43V80H41L40 78V74L42 75L43 74V76L45 75L46 76V81H48V82H52V81H58V80H60L59 78L60 77H56V75L58 76V73L60 74V76H61V78H63L62 77V75H61V73H64V71L63 70H65V75H63V76H65V77H67V76H69V77H71L72 75H73V73H75V76H76V81H74V83H77L76 85H78V87H77V89L78 90H75V91H73L74 89H71L72 91H73V95L72 96H74L75 94V96H77V97H79L80 98V96H79V93H80V95H81V99H79V98H77V100H76V103H75V110L73 109V111L71 112V115L70 116H68L66 119H65V122H67L66 123V128H64L63 127V129H60V128H62L61 127V125H62V120H56L55 122L54 121H51V120H49L48 119V117H46L47 116V112H46V110L44 109L45 108V106H43V105H38V107L35 105V103L33 102V97H37L38 96V94H37V96H36V94H32L33 95V97L32 96H30V98L28 99H26L25 98V102L23 103L24 105H27V102H28V106L27 107H29V108H27L26 107V109H28V110H25V107L23 108L25 111H27V112H23L22 111V108L21 107H19L18 108V106H15L14 104H13V102L11 101V100H8V98H6L5 99V101L8 103V105L10 106L11 105V107H12V112L10 111V110H8V113H13V111L16 113L17 111L19 112V113H24V118L23 119H25L26 117V120L28 119V116H30L29 118H31L32 117V115H33V117L32 118H35V120H34V124H35V122H36V129H35V126L33 125V121H31V119H30V121L32 122V123H30V126H27V128L29 127V128H32V129H30V131H28L29 130V128L27 129V128H25V126H21L20 125V123L18 122V121H15L14 119H11V118H13L14 116H16V115H19L18 114V112L16 113V115H15V113H13V116H11V121L10 122H15L16 124H17V126H20V128H21V130L22 131H20V132H18L17 133V130L18 129H20L19 127L17 128L16 127V124H13L12 125V123H10L11 125H12V127L15 129V128H17V130L15 129H12L11 127H10V130H11V135L12 136H9L10 137V139L8 138V141H9V144H10V147H19V146H21L20 144H21V142L23 143L24 141H26V142H30V140L32 141V139H34V141L35 142H37V144L34 142H31L32 144H33V147L35 146V147H38V146H36V145H39L40 147H41V150L42 149H44L45 151L47 150H49V148H50V150L49 151H51L47 156H49V157H46L45 159H47V161L46 160H43L42 161V163H44V164H42V165H40L39 166V170H40V172H41V169H43V168H45L46 167V169L49 171V172H47V174H49L48 176L47 175H45V180H49V181H51L49 184H50V186L48 185L47 187H43L42 188V186L39 184V199L40 198H43V201L41 200V201H39L41 204H42V207L39 205V217L41 218L42 217V215H43V212L44 211H46V207H47V209H48V207H49V209L51 208V199L53 198V196H55V193H56V195H57V192L58 191H60L59 193H61V190H63L62 189V184L63 183H65V186L67 187V185H68V187H69V189H70V191L71 192H68L69 190H68V188H65L64 190L66 191V193H65V191H64V194H66L67 195V197H68V195L71 193L72 194V192H73V197H75L74 199H73V197H72V195L70 194V196L68 197V199L69 200H71V201H69V203L67 202V204L68 205H70L71 207V210L69 211V212H72V215H73V217H74V213L75 212H77L79 215L78 216H86V214L85 213H87V215H89L88 213V211H85V210H88V209H85L84 207H79V210H81L80 212H78L77 210H78V208H76V207H74V208H72L73 207V204H75V205H77V204H79V201L80 200H82L83 201V199H84V193H82V192H78L77 191V193L79 194V193H81L79 196H78V194L76 195V192H75V190H73V189H78V187L80 188L81 187V185H83V184H85L86 183V181L84 180V177H83V168H82V166L80 165V164H78V163H75V161L73 160V137H74V134H75V130H76V123L72 120V115L75 113V111L79 108V107H82V106H84V105H89V104H92V103H94V102H97L101 97L100 96H102V94L104 93V90L108 87V84L109 83H111V74H110V72H108L107 70H106V68H105V66L101 63V58H100V54L99 53H101V56L104 58L106 55H105V53H107V52H110L109 51V49L111 50V52L109 53V55L108 56H110L111 54H113V51L115 50V49H118L120 52H121V54L122 55H124V56H126V55H132V54H138L140 57H142L143 55H144V52H145V49L144 48H142L143 47V45L146 43L144 40H142L143 38H141V36H139V35H136V36H134L135 35V33L136 34H138L136 31H134V29L132 30L131 29V31H129L130 30V28L127 30V28L128 27H122V29H121V37L123 36V38H122V41H121V43H124V44H121V43H116V44H118V45H123L121 48H123V49H120L119 48V46L117 47V46H115L114 48L112 47L111 48V46H109L108 48H106V47H103V42L102 41H104V40H109L110 38H111V36H106L105 35V30H102V29H99V31L97 32L99 35H100V38L98 39V36H96V38L95 37H92V38H90L89 40H87V39H84V38H86L85 37V35H84V33L82 34V30H80L79 28L81 27V29H82V27H83V23H82V20H77V19H75V18H70L69 19ZM144 22H145V24H144ZM148 23V24H147ZM111 24H115L114 22H111ZM148 25V26H147ZM74 26L78 29H75L74 28ZM116 27V26H115ZM69 29V30H68ZM80 31V32H79ZM125 31V32H124ZM80 34H82V35H80ZM132 32V33H131ZM151 32V31H150ZM57 33V35H55ZM152 33V35H153V32H151ZM78 34V35H77ZM103 34V35H102ZM125 34V35H124ZM126 34H128L129 36H128V38L126 37L127 35ZM57 37V39H56V37ZM78 36V37H77ZM83 36H84V38H83ZM125 36V37H124ZM136 37H138V38H136ZM66 38H68L67 40H66ZM125 38V39H124ZM135 38V39H134ZM93 39H95V40H93ZM127 39V40H126ZM70 40V42H72V44L71 45H69L70 44V42H68ZM97 40V41H96ZM124 40V41H123ZM134 40V41H133ZM139 42H137V41ZM142 40V41H141ZM52 41H55V43L56 44H59V42H61L60 44H59V46L60 45H62V44H64L63 46H60V48L59 49H56L57 48V46L58 45H56V46H54V42H52ZM94 41V42H93ZM133 41V42H132ZM144 41V42H143ZM132 42V43H131ZM142 44H141V43ZM49 43V44H48ZM93 43H95V44H93ZM126 43V44H125ZM138 43V44H137ZM90 44L93 46H95V49H94V53H92V54H96V58H91V61H90V63L91 62H93V64H90L89 62H85L84 63V65H83V63H81L82 65H80V67L78 68V67H76V70L74 69L75 68V66H77L78 65V63H79V60H78V58H77V56H75L74 55V53H77L78 51H82V50H78L77 51V48H79L78 46H82V47H80V48H84L85 47V50L87 49L86 47H88V46H90ZM135 44H137V46H138V48L140 49V51L138 50V52H137V50L134 52V50H133V48H134V45ZM51 46L52 47V45H53V48L54 47H56V48H54V49H56V51L55 50H53V48L52 49H49L50 51H48V47L49 46ZM65 45H66V47H65ZM69 45V46H68ZM126 45V46H125ZM128 45V46H127ZM43 46V45H42ZM41 46V47H42ZM58 46V47H59ZM73 46H74V48H73ZM84 46V47H83ZM8 47V48H7ZM9 47H10V49H9ZM51 47H49V48H51ZM63 49H62V48ZM68 47H71L70 48V50H69V48ZM3 48V49H2ZM6 48V49H5ZM15 48H17L16 46H13V44L11 43V42H5V41H3L2 39H0V58H1V60L3 59L4 60V58H5V62H10V60L9 59H11V60H13V57H20V56H24L27 52H21V51H19V49L17 48V49H15ZM65 48V49H64ZM74 50H73V49ZM143 49V51H141L142 49ZM15 49V50H14ZM62 49V50H61ZM114 49V50H113ZM3 50H7V51H5V52H10V53H8V54H6V53H4V51ZM58 50L59 51H62L61 53H60V55H59V57H58V55L57 54H59L58 53ZM67 50V52H65ZM88 50V49H87ZM89 50H90V47H89ZM48 51V52H47ZM52 51V52H51ZM63 51L65 52V53H63ZM45 52V53H44ZM54 52V53H53ZM74 52V53H73ZM48 53L50 54L49 56L52 58L53 56H55V57H57V58H53V60L55 61L56 60V62H54V64L51 66V59H50V57L48 56ZM57 53V54H56ZM69 53H70V55H71V57H69ZM3 54V55H2ZM47 54V55H46ZM45 55V56H44ZM53 55V56H52ZM12 57V58H9V57ZM48 56V57H47ZM62 56H65V57H62ZM73 56H75L76 57V59H75V57H73ZM6 57H8L7 59H6ZM48 59V61L47 62H45L46 60ZM57 59H58V61H57ZM93 59V60H92ZM50 60V61H49ZM67 60V61H66ZM76 60H78L77 61V63H76ZM68 62L69 64V69H68V65H66V63L65 62ZM95 61V62H94ZM43 62H44V64H43ZM49 62V63H48ZM52 62V63H53ZM61 62V63H60ZM62 62L65 64L64 65V67H62L63 66V64H62ZM79 63V64H80ZM88 65H87V64ZM94 63H95V69L94 70H92L93 68V66H94ZM38 64V65H39ZM62 64V65H61ZM77 64V65H76ZM85 64H86V66H87V68H89V66L90 65H92V67L90 68L91 69V74H90V70L89 69H87V70H89L87 73H85L87 70H85L86 69V66H85ZM90 64V65H89ZM47 65V66H46ZM48 65H49V67H48ZM72 66H74V67H72ZM79 66V65H78ZM59 67V68H58ZM64 68H66V69H64ZM102 68V69H101ZM60 69V72L58 71ZM104 69V70H103ZM4 70V69H3ZM68 70V71H67ZM83 70H85V71H83ZM41 71V72H42ZM55 71H57V74H56V72ZM67 71V72H66ZM69 71H71V72H69ZM78 71H82L81 73H83L82 75H81V73L80 72H78ZM93 71V72H92ZM71 74V76H70V74ZM76 72H78V74L76 75ZM38 73H40V74H38ZM54 73H55V76H54ZM67 73L69 74V75H67ZM80 73V74H79ZM48 74V75H47ZM53 74V77H55V78H53L52 79V77L50 76V75H52ZM89 74V75H88ZM26 75H28L29 76V78H28V76H26ZM31 75V76H30ZM80 75V78L82 77V79H80V78H78V76ZM91 75V76H90ZM108 76V77H107ZM89 77H91L90 79H89ZM0 78H1V73H0ZM33 78V79H32ZM48 79V80H47ZM51 79V80H50ZM58 79V80H57ZM77 79L79 80V83H81V85L77 82ZM89 81H88V80ZM85 80V81H84ZM87 80V81H86ZM43 83H42V82ZM81 81V82H80ZM83 81V82H82ZM35 82V83H36ZM85 82V83H84ZM106 82V83H105ZM108 82V83H107ZM38 83H40V85H38ZM41 83H42V85H41ZM2 84V82H1V79H0V85ZM87 84V85H86ZM35 85V86H34ZM37 85V86H36ZM83 85V86H82ZM42 88H41V87ZM44 86H46V85H44ZM82 86V87H81ZM81 87V88H80ZM45 88V89H44ZM50 88V87H49ZM70 88H72V87H70ZM87 88V89H86ZM43 89V90H42ZM91 89H93V90H91ZM50 90V89H49ZM48 90V91H49ZM39 91V92H40ZM74 92H75V94H74ZM78 93V94H77ZM82 93V94H81ZM90 93V94H89ZM93 95V96H92ZM40 96V95H39ZM91 96V97H90ZM74 98H76V97H74ZM31 102H30V101ZM11 101V102H10ZM27 101V102H26ZM5 102V103H6ZM33 102V103H32ZM30 104H32V105H30ZM14 105V106H13ZM31 106H32V108H33V114H31L32 113V111H31V113H30V110H32V108H31ZM33 106H35L36 107V109H34L35 107H33ZM41 106H43V107H41ZM11 107H9V108H11ZM16 107V110L14 109ZM8 108V107H7ZM8 108V109H9ZM31 108V109H30ZM20 110V111H19ZM10 111V112H9ZM22 111V112H21ZM36 111V113L39 111L40 113H41V115H40V113H39V115H38V118H39V120L37 119V117H35V114H34V112ZM28 112L31 114V115H29L28 114ZM45 115L46 114V116H44L43 114ZM10 115H12V114H10ZM28 115V116H27ZM42 116V117H41ZM43 116H44V118H46V119H44L43 118ZM70 117V118H69ZM22 118H20L19 120L20 121H23V119ZM41 118V119H40ZM50 118V117H49ZM43 119H44V121H43ZM63 119V118H62ZM14 120V121H13ZM28 121H29V119H28ZM41 121H43V122H41ZM48 122V123H47ZM47 123V124H46ZM29 124V123H28ZM34 126H32V125ZM8 126H7V128L9 127V126H11V125H9V124H7ZM75 125V126H74ZM38 126H39V128H38ZM26 129V130H25ZM34 129V130H33ZM38 129V130H37ZM66 130V131H65ZM19 131V130H18ZM27 131V132H26ZM22 132V133H21ZM24 132V133H23ZM63 133V134H62ZM24 138V139H23ZM25 138L28 140H25ZM20 139V140H19ZM36 139V140H35ZM42 141V143H40L39 141ZM11 142V143H10ZM13 142V143H12ZM12 144V145H11ZM36 144V145H35ZM45 144H47L46 146H45ZM16 145V146H15ZM43 146V147H42ZM35 147L33 148V149H35ZM40 147H38V148H40ZM46 147H48V148H46ZM46 148V149H45ZM64 152V153H63ZM61 155V156H60ZM58 156V157H57ZM67 157V158H66ZM62 158H63V160H62ZM68 159V160H67ZM54 160H56V161H54ZM70 160V161H69ZM48 161H50V164H49V162ZM65 161V162H64ZM68 161V162H67ZM48 162V163H47ZM51 162H52V164H51ZM56 162V163H55ZM55 163V164H54ZM60 163V164H59ZM72 163V164H71ZM2 164V165H1ZM60 165V166H59ZM2 166H4L3 165V163L1 162V159H0V168L2 167ZM41 166H43L42 168H41ZM60 167V168H59ZM41 168V169H40ZM63 168V169H62ZM52 169V170H51ZM57 169V171H55ZM60 169V170H59ZM66 169V170H65ZM68 169V170H67ZM45 169H43L42 170V172L41 173H43V176L40 174V172H39V180L41 179L42 180V177H44V173L46 174V171H44ZM50 170H51V172H50ZM70 170L72 171V172H70ZM53 171V172H52ZM55 171V172H54ZM66 171V172H65ZM67 172H69V173H71L72 175H74L75 176V178H74V176H72V178L73 179H71V174H67ZM75 172V174H73ZM80 172V173H79ZM50 173H52V174H50ZM54 174V175H53ZM52 175V176H51ZM56 178H54V177ZM69 176V178H67ZM76 176H77V178H76ZM80 176V177H79ZM47 177H49L50 179H51V177H53L52 179H53V181L52 180H50L49 178H47ZM82 177V178H81ZM65 179V180H61V179ZM43 179V180H44ZM78 179V180H77ZM30 180H33L34 181V178L33 179H30ZM63 181L62 182V184H61V181ZM70 180H73V182L71 181L70 182ZM78 181V182H77ZM48 182V181H47ZM54 182V183H53ZM58 182H59V184H61V185H59L58 184ZM77 182V183H76ZM39 183H40V181H39ZM71 183H73V184H71ZM83 183V184H82ZM70 184V185H69ZM75 184V185H74ZM78 184V185H77ZM33 185V184H32ZM59 186V188L61 187V189H58V191L56 192L55 191V189H57L56 187H58ZM72 185V186H71ZM31 185H29V186H26V187H23V190H21L20 191V194H23V193H25V192H27L28 193V195H34V198H36L37 196V194H35L36 193V191H35V189H33L32 187H30ZM65 186H63V187H65ZM29 187V188H28ZM50 187V188H49ZM76 187V188H75ZM48 188V189H47ZM25 189V190H24ZM27 189V190H26ZM44 189V190H43ZM48 191H47V190ZM50 190V191H49ZM53 191V193H52V191ZM68 190V191H67ZM28 191H30V192H28ZM68 192V193H67ZM32 193V194H31ZM50 195H49V194ZM63 193V192H62ZM40 194L41 195H43V196H40ZM53 194V195H52ZM36 196V197H35ZM50 196H52V198L50 199ZM79 197V201H78V197ZM33 197V196H32ZM71 197V198H70ZM82 197H83V199H82ZM44 198L46 199L45 200V202H44ZM72 199H73V202H72ZM77 199V200H76ZM75 200V201H74ZM82 201H80V204H82ZM73 204H72V203ZM76 202V203H75ZM48 203H50V205H48ZM44 204V205H43ZM63 204H64V202H63ZM72 204V205H71ZM28 206H29V210H30V206H32V204L30 205V204H28ZM40 207H41V210H40ZM114 206H112L111 207V205H110V202L108 203V211H107V213H108V216L109 217H111V218H108V221H107V224H109L108 225V228L110 227V225L112 226V225H115V226H118V225H121V227L120 226H118V228L117 229H115V236H113L112 238L110 237L111 235L110 234H107V242H109L108 240H110V242L109 243H107V244H109L108 245V247H107V253L109 254V256H110V258L112 259V263H113V260L115 261L116 259L115 258H117V255L118 254H116V252L117 253H119V250L120 249H118V248H116V245L115 244H117V246H119L120 244L119 243H121V245H122V243H123V245H124V249H122L121 251H122V253H123V261H124V263H126V264H147L148 262V264H159V263H163V260L165 259V256H163V255H158V256H154V255H152V254H149L148 253V250H147V248H143L142 249V240H141V245H140V240L138 239V237H137V232H136V235H135V233L133 232V225H132V219H131V211H130V209L129 208H124V210L121 212V210H120V208H118V213L116 214V208H113ZM45 208V209H44ZM7 209V206H6V208H5V210ZM43 209V210H42ZM76 209V211L74 212V210ZM83 209H85V210H83ZM114 209V210H113ZM5 210H4V212H5ZM73 210V211H72ZM113 210V211H112ZM82 211H84V212H82ZM111 212V214H113L115 217H113L112 215H110V212ZM6 212H7V210H6ZM114 212V213H113ZM85 214V215H83V214ZM41 214V215H40ZM81 214V215H80ZM44 217V216H43ZM42 217V218H43ZM39 218V223L42 221V218L40 219ZM87 218V216L85 217V218H81L80 220H81V222L78 220L77 222H78V226H82V229L84 230V229H86V230H84V233L86 234V237H88V238H90V231L93 233V231H94V228H95V225L94 224H92V223H94L93 221H92V223L90 222L91 221V218H90V215H89V217L88 218H90V219H86ZM113 218V221H116L114 218H118V221H119V224L117 225V223H113L112 222V220L110 221V219H112ZM73 219V218H72ZM74 220H75V218H74ZM74 220H73V222H74ZM80 222V223H79ZM81 223H82V225H81ZM112 223V224H111ZM9 223H8V221L7 220H5L4 222H3V224H1L0 225V233H1V235H0V242H1V240L3 239L4 240V238L6 239V235H7V233L5 232L6 230H5V227H6V225H8ZM77 224V223H76ZM88 226H87V225ZM94 225V226H92V225ZM123 225H124V227H123ZM126 225V226H125ZM87 227H89V230L87 229ZM113 227V226H112ZM119 227H120V229H119ZM123 227V228H122ZM107 228V229H108ZM116 228V227H115ZM5 230V231H4ZM82 230V231H83ZM113 230H114V228H113ZM126 230V231H125ZM4 231V232H3ZM30 232L29 233H27V237L28 238H30L31 236H33V231L32 230H29ZM88 231H89V233H88ZM125 234H124V233ZM3 233V234H2ZM122 233L125 235H122ZM84 234V235H85ZM121 235V237H120V235ZM88 235V236H87ZM109 235V236H108ZM114 235V234H113ZM117 235H119L118 237H117ZM123 236H124V238H123ZM2 237V238H1ZM108 237H110V238H108ZM126 237L128 238L127 240H126ZM113 238H115V241H116V238H118L117 239V243L115 242V241H113L114 239ZM124 239H125V241H124ZM29 241V240H28ZM122 241H124V242H122ZM112 242H114L113 244H112ZM125 243V244H124ZM126 243H127V245H126ZM129 243H131V244H129ZM133 243V244H132ZM138 243H139V246H138ZM4 245V246H3ZM111 245V246H110ZM115 245V246H114ZM0 246H2V247H0V263L1 264H8L9 262H7V260L5 259L6 258V256H7V254H8V252H11V250H9V248H7L8 247V245H5L4 243H2L1 242V244H0ZM112 246H114V247H112ZM23 248H25V247H23ZM23 248L21 249V250H23ZM26 248H27V245H26ZM25 248V249H26ZM108 248H110L109 250L111 251L112 249H115L116 248V251L114 250V252H111V254H110V251H108ZM122 248H123V246H122ZM7 249V250H6ZM25 249L23 250L24 252H22L21 251V253L19 254V256L20 255H22V253H27V250L25 251ZM7 251V253H4V251ZM9 250V251H8ZM118 250V251H117ZM124 250H126V251H124ZM5 251V252H6ZM113 251V250H112ZM2 252V253H1ZM129 252V255L127 254ZM112 253H114V254H112ZM126 254V256H125V254ZM4 254H6V256L4 257ZM11 254V253H10ZM9 254V255H10ZM132 254H133V256H132ZM8 255V256H9ZM24 255V254H23ZM122 255V254H121ZM108 256V257H109ZM115 256V257H114ZM131 256V258H133L132 260H131V258H129ZM114 258V259H113ZM120 258V257H119ZM6 260V261H5ZM139 260V261H138ZM150 261H151V263H150ZM7 262V263H6ZM157 262V263H156ZM9 264H11V263H9ZM115 264V263H114Z\"/></svg>",
  "mask_w": 264,
  "mask_h": 264
}]
</instances>
